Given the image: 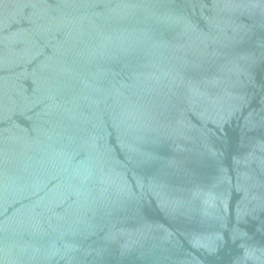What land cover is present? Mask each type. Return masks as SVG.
<instances>
[{"label": "water", "instance_id": "1", "mask_svg": "<svg viewBox=\"0 0 264 264\" xmlns=\"http://www.w3.org/2000/svg\"><path fill=\"white\" fill-rule=\"evenodd\" d=\"M0 264H264V0H0Z\"/></svg>", "mask_w": 264, "mask_h": 264}]
</instances>
